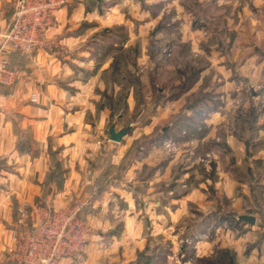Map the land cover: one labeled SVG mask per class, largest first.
<instances>
[{
    "label": "crops",
    "instance_id": "crops-1",
    "mask_svg": "<svg viewBox=\"0 0 264 264\" xmlns=\"http://www.w3.org/2000/svg\"><path fill=\"white\" fill-rule=\"evenodd\" d=\"M150 1L154 3L147 5ZM222 1L232 5H224L223 22L229 35L213 46L199 47L201 53L206 52L205 64L194 86L207 91V98L187 101L194 86L177 92L175 99L157 106L149 127L177 113L169 118L170 124L178 114L184 117L174 122L172 133L161 138L177 139L181 126L195 133V125L201 124L202 131L195 139L206 152L215 150V138L220 137L213 169L204 167L199 181L184 159L177 165V158L162 162L154 147L130 149L141 136L139 132L119 142L109 141V147L98 152H93L91 145L101 139L102 132H89L91 126L102 128L108 120L102 92L109 94L111 89L100 74L112 70L118 55L114 50H124L129 42L143 39V30L157 23L169 6L187 16L190 12L184 11L187 7L180 0H70L54 10L42 43L30 54L7 45L0 49V59L20 71L14 85L0 86V264H11L10 230L19 203H46L59 208L75 199L88 203L84 212L88 226L85 256L81 262L63 259L60 264H134L140 252L157 253L150 264H194L197 258L210 257L213 244L225 246L231 253L229 264H264V228H259L253 242L258 219L254 212H243L250 206L246 203L243 209L248 199L240 189L247 187V193H253L251 173L263 164L259 185L264 198V144L256 147L229 130L224 132L230 124L236 128L242 122L241 114H233L238 108L234 100L242 98V86L264 79V0ZM17 2L0 0V32L9 25ZM113 27H121L126 38L122 41L117 37L122 41L117 47L98 51L100 33ZM189 29L191 33L196 31L195 27ZM189 38L186 40H191L193 50V34ZM184 104V112H179ZM253 111L249 128L264 121L263 114L258 116ZM96 114L97 121L93 118ZM137 130L150 132L146 126ZM253 130L248 132L249 139L264 141V125ZM122 162L127 164L119 173ZM242 170L249 175L245 183L233 174ZM206 187L218 190L226 207H233L236 215L229 218L223 211H209L213 201L205 194ZM192 205L201 212L199 222L188 229L178 228V220H184ZM240 215H252L254 225L238 221ZM32 216L36 221L35 211ZM244 228L248 229L243 232ZM210 230L211 236L217 232V238H198ZM151 238L158 242L151 246ZM220 238L222 243L216 241ZM246 240H250L249 246Z\"/></svg>",
    "mask_w": 264,
    "mask_h": 264
},
{
    "label": "rangeland",
    "instance_id": "rangeland-1",
    "mask_svg": "<svg viewBox=\"0 0 264 264\" xmlns=\"http://www.w3.org/2000/svg\"><path fill=\"white\" fill-rule=\"evenodd\" d=\"M180 1L187 7V9L184 11L190 12L187 16L182 14V12H174L173 8L169 6L168 10L166 9L165 12L160 14V20L157 23L155 22L152 27L143 30V39L139 38V41L135 39L134 41L129 42L128 46L124 48V50H122V48H119L120 50H114V52H116L118 55H116L113 61L112 70L110 72L108 71V73L102 72L100 74V78H102L104 83L108 84V87L111 89L109 90V94L102 92V96L105 98L104 104L109 110L108 120L102 128L97 129L96 126H91V128H89V132L91 134L97 131L102 132V136L98 137L101 139H96L91 145L93 152L96 150L98 152V150H100L102 147H109V141L111 140L109 139L108 129L110 126H114L117 130L128 128V131L123 137L135 133L137 134L139 132L141 133V136L133 142L130 149H140L143 146L154 147L155 150L158 149L162 162L171 158H177V165H180V161L184 159L183 162L187 163L192 171H196L197 177L195 176V178L199 181L202 176V172L204 171V167L208 168L209 170L213 169L215 155L217 154L214 153V151L218 149L217 147L222 143L220 137L215 138V150L213 149L205 152L200 148V143L196 142L195 139L196 136H198V134L202 131L201 124L195 125L197 126L195 133H191L186 128L181 126L182 130L179 132L180 136L177 134V139L170 137V139H173L179 143L176 148L177 151H175L162 147L161 143H157V140L162 142L164 139L159 138L162 135L164 136L165 134H169L172 131V124L169 123L171 120L170 117L177 113L171 114L169 117L170 120L168 118L166 120L157 122L151 129L149 127L154 122L152 118L155 115L156 108L159 104L165 102L167 99H175L176 97L174 95L179 91V89L187 86L192 88L195 85L197 78L195 77L196 79H194V76L198 75L201 65L205 64V62H203L205 61V58L203 57L206 52L201 53L199 47H201L203 44H205L207 47L208 45L213 46L215 42H219L229 35V33L225 31V26L227 24L223 22V16H226V9L224 5H232L231 3L225 4V2L222 0ZM147 3H149L147 5H152L154 2L150 1ZM126 15H128V18L132 19L129 14ZM146 20H149V18L147 17ZM136 25L137 23H135L133 26L135 27ZM190 27H195L196 31L191 33V30L189 29ZM189 34H193V39L195 41V44H193V50L190 47L191 40H186V37L189 38ZM220 46L222 45L220 44ZM180 77L182 79L177 83L176 81ZM212 81L213 80L211 78L210 84L208 85L209 87H211V84H213ZM257 82L256 84L254 83L252 85L247 84L242 86L244 89L241 93L242 98L234 100L235 106L238 107L235 113H233L234 116H237L238 114L240 116L241 114L242 122L245 121L248 123H242L239 121V123L236 125V128L235 125L230 124V127L224 129V132L225 130H229L230 132L237 134L239 139L242 138L245 141L251 143V145L260 147L264 144V141H251L248 136V132L264 125L263 121L262 124L253 126V128L250 127L251 129L248 127V125L252 126L253 124L251 123L254 120L253 110H256V114L258 116L259 114H263L264 116V79L259 78ZM200 85L202 86L203 84L201 83ZM260 85L262 86L260 87ZM198 87L199 86L197 85L194 88V92L188 96L187 101L199 100L202 99L203 96L207 98L205 94L207 91L203 92L201 88L199 89ZM251 93L259 95L258 97H252ZM186 104H184L183 107L178 111L184 112ZM99 110L101 109H98L97 112ZM233 114H231V116H233ZM190 116H192V114ZM93 118L97 121L99 115L96 114V116ZM143 126H146L148 130L150 129V132L143 134L140 130H137L139 127ZM169 126L170 128L168 129ZM238 126L240 129H238ZM163 128L168 130L163 131ZM238 131H240V133ZM252 148L255 147L252 146ZM129 154L132 156V152H129ZM204 154H209V158L204 161H199L198 159L204 157ZM255 155L259 156L261 154ZM126 164L127 162H122L119 165V167L121 165L123 166L119 168V173L124 170ZM262 165L263 164L260 166L258 165V170L253 172V174L251 173V180L253 181V185L251 187L253 189V193L251 191L248 194L247 187L241 186L240 188L243 190V198L246 197L248 199L243 202V209L245 208L246 203H248L250 206L249 210L243 212H254L258 219V225L255 228L256 232L253 236V242L255 241L256 236L258 237L259 235V228H264V198L262 186L259 185L260 178L263 173V170L261 169ZM233 174L237 178H240L241 183H245L246 180H248L249 175H247L244 170L239 172V174L234 171ZM180 189L183 190L182 188ZM205 194L213 201L212 206L208 207L209 211H211L213 214L224 212V215L229 218L234 216L233 214L235 213L232 212L234 208L226 207L227 202L220 197L218 190L213 187H206ZM247 195L249 197H247ZM83 202L87 208V201ZM22 203L24 202L19 203L15 209ZM70 203L71 202L59 208H55L48 204L47 205L53 207L54 209H62L68 206ZM44 204L46 205V203H42L41 205ZM36 206L37 204L33 206V209ZM85 207L82 211L83 219ZM150 207H153V204H151ZM188 213L189 214L183 218L184 220H182V218L178 220L176 224L178 228L184 227L188 229L199 222V213L201 212L197 210V207L193 205L188 206ZM15 219L16 215L13 221ZM233 226L234 228L238 227L236 224H233ZM245 229L247 230L248 228H244L243 232ZM209 232L210 233H208L205 238H198L200 240L209 239L211 237L217 238V232H213V236H211L212 231L210 230ZM260 237L261 236H259V239H261ZM186 238L187 236L181 238L182 245L185 244ZM151 239H153L151 240V246L154 245L156 241L158 242L157 238ZM227 239H229V236ZM216 241L222 243L223 239L220 238V240ZM249 241L250 240H246L247 243L245 245L249 246ZM226 250L227 249L225 246L221 247L219 244H213L210 257L203 256L197 258L194 264H229L228 261H232V255ZM201 259H206L209 262H200L199 260Z\"/></svg>",
    "mask_w": 264,
    "mask_h": 264
},
{
    "label": "built area",
    "instance_id": "built-area-1",
    "mask_svg": "<svg viewBox=\"0 0 264 264\" xmlns=\"http://www.w3.org/2000/svg\"><path fill=\"white\" fill-rule=\"evenodd\" d=\"M69 1L18 0L9 25L4 32H0V49L7 45L19 53L30 54L42 43L54 10ZM19 76L18 68L0 59V85L12 86ZM160 143L162 147L175 151L179 145L173 139H164ZM207 158L209 154H204L198 160ZM41 204L38 203L33 209V206L24 202L15 209L16 219L10 230L13 243L11 264H60L63 259L83 261L88 233L86 221L82 217L85 203L75 199L62 209ZM33 211L37 213L36 221H33ZM202 237L206 235L199 238Z\"/></svg>",
    "mask_w": 264,
    "mask_h": 264
},
{
    "label": "trees",
    "instance_id": "trees-1",
    "mask_svg": "<svg viewBox=\"0 0 264 264\" xmlns=\"http://www.w3.org/2000/svg\"><path fill=\"white\" fill-rule=\"evenodd\" d=\"M97 1L99 3H102V0H97ZM117 37H121L122 41L126 38V33H124V31L121 27H113V28L108 29V30H103L100 33L98 43L96 45L97 50L100 52H105L106 50H109L111 46L116 45V47H117L122 42V41L120 42V40H118ZM195 77H196V75L194 76V79H196ZM0 86H2V85H0ZM187 88H189V87L187 86V87L179 89L178 93L179 94L183 93L185 90H187ZM177 94H175L174 96L176 97ZM183 117H184V115L178 114L176 118H173L172 126L175 127L174 122L176 120L180 122V120ZM188 131L192 132L190 129ZM161 137H163V135ZM120 167H123V166L121 165ZM157 256H158L157 253H152V254L148 255L146 252H140L137 254V258H136V261L134 264H150L151 263L150 260L157 258ZM158 259H161V258L158 257ZM199 261L200 262L201 261L207 262V263L209 262L206 259H201Z\"/></svg>",
    "mask_w": 264,
    "mask_h": 264
},
{
    "label": "water",
    "instance_id": "water-1",
    "mask_svg": "<svg viewBox=\"0 0 264 264\" xmlns=\"http://www.w3.org/2000/svg\"><path fill=\"white\" fill-rule=\"evenodd\" d=\"M127 131H128V128L115 131L113 126H111L109 127V130H108L109 139L113 142H119L121 138L126 134ZM237 220L245 224H248L250 226L254 225L255 223V218L252 215H240L237 218Z\"/></svg>",
    "mask_w": 264,
    "mask_h": 264
}]
</instances>
